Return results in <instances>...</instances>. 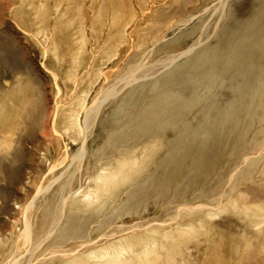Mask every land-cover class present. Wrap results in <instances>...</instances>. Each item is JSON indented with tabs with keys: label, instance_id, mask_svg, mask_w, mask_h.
<instances>
[{
	"label": "bare ground",
	"instance_id": "obj_1",
	"mask_svg": "<svg viewBox=\"0 0 264 264\" xmlns=\"http://www.w3.org/2000/svg\"><path fill=\"white\" fill-rule=\"evenodd\" d=\"M236 1L230 6L224 0L155 4V14L146 18L158 17L159 27L174 17L169 10L184 13L148 47L132 51L81 121L69 116V131L83 130L70 153L54 135L48 114L31 108L34 95L21 76L8 88L0 86L2 159L20 143V136L10 139L18 133L17 124L46 151L67 154L30 200L21 230L0 233L4 242L16 241L0 264H55L76 252L102 259L100 264H117L115 257H106L107 246L123 248L114 241L126 236L136 264H169L180 257L177 249L196 236L169 238L167 249L175 250L169 252L165 245L156 246L160 225L178 219L173 224L197 233L199 226L191 223L203 228L209 216L233 210L260 216L259 207L240 201L252 185L264 187L257 179L264 177V0ZM62 2L54 0L55 7ZM37 11L29 19L43 26L36 34L51 27ZM155 53L169 61L149 66ZM80 103L74 102L73 112ZM0 170L11 178L19 174L13 165L2 164ZM83 181L86 186L80 188ZM146 211L149 217L143 216ZM145 223L151 233L141 236ZM106 234L115 238L105 246V238L97 241ZM90 245H104L103 252L85 249Z\"/></svg>",
	"mask_w": 264,
	"mask_h": 264
},
{
	"label": "rangeland",
	"instance_id": "obj_2",
	"mask_svg": "<svg viewBox=\"0 0 264 264\" xmlns=\"http://www.w3.org/2000/svg\"><path fill=\"white\" fill-rule=\"evenodd\" d=\"M161 1L63 0L60 7H55L54 0H0V86L8 88L13 85L16 76H21L34 95L31 108L38 106L43 114H48L54 135L61 138L66 152L70 153L80 144L83 130L81 127L80 133H71L69 129L73 125L69 116L74 114L81 121L95 94L109 79L116 77L132 51L148 47L157 35L170 29L183 15L181 10H169L174 17L160 27L158 17L147 20L146 15L155 14L152 12L155 4H163ZM46 2L50 5L46 6ZM224 2L228 5L237 3L236 0ZM68 4L70 7L66 8ZM36 11L41 17L48 18L49 30L36 34L43 28L29 20ZM207 14L210 18L211 13L208 11ZM158 27L159 32L151 35ZM138 45L141 48H135ZM150 58L148 62L152 63L149 66L159 67L169 61L159 53L150 55ZM76 100L81 103L73 112ZM14 126V131L18 133L10 139L20 136V143L10 148L11 155L6 159H2L5 150H0V166L13 165L19 170L17 178H11L0 170V233L3 235L8 233L9 228L14 227L16 232L21 230V217L41 183L48 179L50 168L62 166L67 158L65 153L46 151L43 144L38 146L30 138L33 135L28 136L21 131L19 124ZM14 154L17 157L12 161ZM257 179L260 183L264 182V177ZM85 186L83 181L80 188ZM244 197L240 204L259 207L260 216H241L234 210L228 216H209L208 224L203 228L201 223H191L199 226L197 233L190 227L173 224L178 222L175 219L167 226L157 227L156 246L165 245L166 250L169 238L184 241L195 235L193 240L184 242L177 249L180 257L169 264H264V187L254 184ZM149 214L146 211L143 216L149 217ZM148 226L149 223H145L139 229L141 236L151 233L146 231ZM104 238L106 246L115 237L106 234L97 242ZM129 238L119 237L114 241L122 243L124 249L113 247L114 244L110 243L106 257H115L117 264H136L133 251L125 243ZM15 244V240L4 242L0 239V256L8 254ZM93 246L85 249L92 248L94 254L103 252L101 248L104 245ZM168 250L175 252L172 248ZM50 251L60 254V250ZM76 253L55 264H70L72 261L77 264H100L103 261L88 253L79 256Z\"/></svg>",
	"mask_w": 264,
	"mask_h": 264
}]
</instances>
